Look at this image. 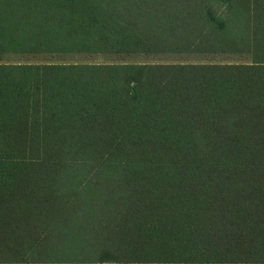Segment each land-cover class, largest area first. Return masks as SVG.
Segmentation results:
<instances>
[{
  "label": "trees",
  "instance_id": "trees-1",
  "mask_svg": "<svg viewBox=\"0 0 264 264\" xmlns=\"http://www.w3.org/2000/svg\"><path fill=\"white\" fill-rule=\"evenodd\" d=\"M0 264H264V0H0Z\"/></svg>",
  "mask_w": 264,
  "mask_h": 264
},
{
  "label": "rangeland",
  "instance_id": "rangeland-1",
  "mask_svg": "<svg viewBox=\"0 0 264 264\" xmlns=\"http://www.w3.org/2000/svg\"><path fill=\"white\" fill-rule=\"evenodd\" d=\"M245 57V56H244ZM244 57L241 56H212V55H194V54H159L154 55L151 58L145 57H129L128 59L134 62H151V63H181V64H204L209 62L216 63H233L237 61L245 60ZM9 60H17L22 62H44L46 58L42 55L38 56H19V57H8ZM114 57H100V56H80V57H64L60 58L61 61L73 62V61H83L86 63H101V62H111Z\"/></svg>",
  "mask_w": 264,
  "mask_h": 264
}]
</instances>
